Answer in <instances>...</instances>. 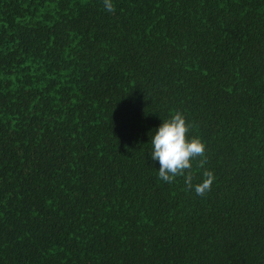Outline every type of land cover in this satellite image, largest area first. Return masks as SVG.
Instances as JSON below:
<instances>
[{"label": "trees", "instance_id": "1", "mask_svg": "<svg viewBox=\"0 0 264 264\" xmlns=\"http://www.w3.org/2000/svg\"><path fill=\"white\" fill-rule=\"evenodd\" d=\"M113 3L0 0V264H264V0Z\"/></svg>", "mask_w": 264, "mask_h": 264}, {"label": "clouds", "instance_id": "2", "mask_svg": "<svg viewBox=\"0 0 264 264\" xmlns=\"http://www.w3.org/2000/svg\"><path fill=\"white\" fill-rule=\"evenodd\" d=\"M105 10H114L113 0H102ZM189 124L183 113L176 111L152 129L150 137L151 151L149 156L153 161H158L157 176L171 182L180 174L184 175L185 184L197 195H202L209 190L214 175L210 170L202 173L197 182H193L190 172L185 170L192 167V160L202 156L205 150L204 142L198 136H188Z\"/></svg>", "mask_w": 264, "mask_h": 264}]
</instances>
